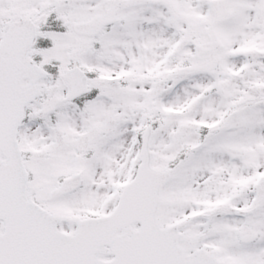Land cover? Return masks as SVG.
Returning <instances> with one entry per match:
<instances>
[{
  "label": "snow or ice",
  "instance_id": "6c2138e0",
  "mask_svg": "<svg viewBox=\"0 0 264 264\" xmlns=\"http://www.w3.org/2000/svg\"><path fill=\"white\" fill-rule=\"evenodd\" d=\"M0 264H264V0H0Z\"/></svg>",
  "mask_w": 264,
  "mask_h": 264
}]
</instances>
